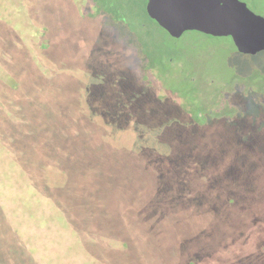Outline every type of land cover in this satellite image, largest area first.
Here are the masks:
<instances>
[{
	"label": "rangeland",
	"instance_id": "374dc122",
	"mask_svg": "<svg viewBox=\"0 0 264 264\" xmlns=\"http://www.w3.org/2000/svg\"><path fill=\"white\" fill-rule=\"evenodd\" d=\"M37 1L23 22L37 30L32 38L20 21L27 1L11 0L8 20L34 52L53 40L45 64L69 77L110 147L174 171L198 162L199 214L173 221L186 222L188 235L199 227V253L185 241L177 264H264V51L247 56L231 38L184 33L169 13L159 26L149 0H106V11L96 0ZM241 1L264 18V0ZM205 15L224 28L226 17Z\"/></svg>",
	"mask_w": 264,
	"mask_h": 264
},
{
	"label": "trees",
	"instance_id": "16d2710c",
	"mask_svg": "<svg viewBox=\"0 0 264 264\" xmlns=\"http://www.w3.org/2000/svg\"><path fill=\"white\" fill-rule=\"evenodd\" d=\"M10 1L0 0V264H177L185 241L199 253V227L188 235L173 221L199 214L198 162L177 163L193 170L176 179L110 147L69 77L45 64L53 40L28 48ZM24 1L22 25L43 6ZM33 27L22 30L32 38Z\"/></svg>",
	"mask_w": 264,
	"mask_h": 264
},
{
	"label": "water",
	"instance_id": "95a60500",
	"mask_svg": "<svg viewBox=\"0 0 264 264\" xmlns=\"http://www.w3.org/2000/svg\"><path fill=\"white\" fill-rule=\"evenodd\" d=\"M97 1L104 8L108 5L106 0ZM149 1L160 6L162 14L154 18L161 25L165 24V14L171 10L176 22L185 23L182 30L184 33L193 30L209 36L231 37L237 51L247 56L264 51V18L251 12L238 0H167V3H162V0ZM195 6L199 9H194ZM205 13L211 14V18L226 17L225 30L221 27L224 30L221 31L217 27L218 23L213 20L206 21ZM182 33L174 34L173 37L179 39Z\"/></svg>",
	"mask_w": 264,
	"mask_h": 264
},
{
	"label": "flooded vegetation",
	"instance_id": "af4514ba",
	"mask_svg": "<svg viewBox=\"0 0 264 264\" xmlns=\"http://www.w3.org/2000/svg\"><path fill=\"white\" fill-rule=\"evenodd\" d=\"M147 1V0H146ZM240 3H243V4H245L243 1H241V0H238ZM157 7H158V9L159 10H161L159 7L160 6H158L157 5V3L156 2H153ZM246 6H247V4H245ZM247 8L249 9V7L247 6ZM129 9H127L126 8V11H128ZM250 10V9H249ZM251 11V10H250ZM164 12V11H163ZM166 12V11H165ZM168 12H169V14H171V10H168ZM180 12H182V10L180 9ZM252 12V11H251ZM255 14V13H254ZM154 21L156 22V24H158L159 26H161V24L156 20V19H154ZM188 32H195V31H193V30H191V31H188ZM187 33V32H186ZM201 33V32H200ZM203 34V33H202ZM205 35V34H204ZM222 38V37H221ZM223 38H231V37H223ZM231 40H232V38H231ZM232 42H233V40H232ZM234 44V43H233ZM234 47H235V45H234ZM236 48V47H235ZM237 50V49H236ZM200 108V107H199ZM199 117L201 118V115H199Z\"/></svg>",
	"mask_w": 264,
	"mask_h": 264
},
{
	"label": "snow or ice",
	"instance_id": "6c2138e0",
	"mask_svg": "<svg viewBox=\"0 0 264 264\" xmlns=\"http://www.w3.org/2000/svg\"><path fill=\"white\" fill-rule=\"evenodd\" d=\"M162 3H167V0H162Z\"/></svg>",
	"mask_w": 264,
	"mask_h": 264
}]
</instances>
